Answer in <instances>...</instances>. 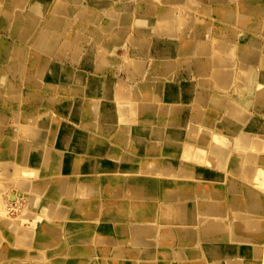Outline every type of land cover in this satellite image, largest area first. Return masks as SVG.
Returning a JSON list of instances; mask_svg holds the SVG:
<instances>
[{"label":"bare ground","instance_id":"bare-ground-1","mask_svg":"<svg viewBox=\"0 0 264 264\" xmlns=\"http://www.w3.org/2000/svg\"><path fill=\"white\" fill-rule=\"evenodd\" d=\"M112 1L114 0H0V32L11 33L33 47L32 51L16 48L6 53H3V49L0 47V60L6 61L7 59L8 63L11 62L10 72L22 79L64 75L65 73L60 68L52 66V62L55 60L60 63L73 62L75 59L82 63L85 61L87 52L83 53L79 43L87 42L93 49L94 58L102 70L110 66L113 67L112 72L114 73L115 67L112 63L116 61L108 59L111 53L107 48L110 46L109 40L114 38L112 29L121 32L124 48L127 43L134 50L140 51L144 48L146 50V48L158 46L160 43L170 46V52L176 51L182 54V56L176 57L179 60L178 63L176 65L170 64V62L166 64L169 61L168 58L164 64L157 62L156 70H163L166 77H169L173 76L175 72L185 69L188 74H194L199 78L197 82L182 85L180 89L173 85H167V90L171 99L180 103L181 107L177 108H181V111L189 109L183 106L185 103L191 104V108L194 105L197 106L195 110L197 117L187 118V126L189 124L199 125L196 118L201 119L200 117H202L199 122L208 125L210 130L206 131L209 132L208 134H213H207L208 137L205 138L204 133L202 138L198 132L186 131L185 139L192 140L190 145L186 144V151L190 156L194 155L196 162L200 161L201 158H204V154L211 150V141L216 135H222L221 137L226 134L230 135L231 153L230 146L228 152L220 146L213 151L222 155L227 154L223 158L224 160L229 153L232 154L238 168L243 166V163L239 161L248 163V170L252 172V174H248L249 184L240 190H236L233 184V186L230 185V196L220 186H215L213 190L209 189V186L196 190L194 185H188L186 190L171 189L167 193H174L165 195L169 202H175L177 207L179 204L184 206V200H186V209L182 210L183 219L193 221V223H188V226L185 224L173 227L170 224L171 219H168L164 211L163 204H160L159 207L151 205L149 208L143 205V201L133 204L135 205L132 208L134 219H140L135 222L142 221L144 225L137 236L145 239V243L142 239H126V236L133 234V229L129 227L117 225L115 230L122 235L120 238L115 233L106 234L103 232L102 227H99L101 223H98L90 241H87L83 233L80 232L81 228H60L59 230L55 228L47 229L48 236H46L49 238L51 235L52 239L58 240L51 244H39L31 239L32 234H20L21 226L27 224L24 219L30 220L33 225L40 222L41 214L31 215L27 210L29 204L32 207L35 205L34 199L24 198L23 200L22 192H10L9 187L0 181V227L4 230L0 237V264H264V221L262 220L264 200L257 195L261 190L254 186V183L264 185V44L261 45V41L251 38L252 36L249 38L242 36L243 39H240L238 29L234 34L223 33V37H219L217 41L216 37L203 34L206 28L196 20L194 12L202 9L203 13H206L212 10L213 4H219L216 8L217 13L223 14L230 25L240 28L241 33L253 31L256 34L264 35V0H182L183 3H179L180 7L169 8H179L174 12L169 9L167 11L164 8L160 9L154 3H164L165 0L143 1L144 7L140 6V11L159 13L169 20L167 24H164L160 18L156 22L153 15H149L150 19L140 17L139 20L137 19L139 33H142L139 27L144 28L142 25L148 26L151 31L154 27L167 29L169 32H166L165 38L167 39L165 41L158 39L150 41V38L148 41L145 36L136 39L135 20L126 15V12L132 13V9L130 10L128 6L126 11H121L123 15L120 14L115 22L110 18L112 12L109 10L112 8L111 11L115 9L117 11L118 6H113L116 3ZM122 2L124 0H120V3ZM94 7L100 8L106 14L104 22L96 20V8ZM180 19H183V23L179 32ZM221 28L225 29V27L219 26V30ZM193 33L195 36L193 39H189ZM199 40L200 42L211 41L214 49L209 46L198 47ZM180 44L182 47L179 48ZM59 46L61 48L56 49ZM71 46L74 47L71 48ZM105 49L107 53L104 52ZM213 51L214 53L211 55ZM207 55V63L210 67H207L206 62L203 64L199 60L200 57ZM255 55H258L257 60L260 62L258 65L251 64ZM189 57H195L198 60L195 62V58ZM246 59L248 61H245ZM195 64L199 66V70ZM2 77L0 74V79ZM4 86L6 89L2 93ZM141 86L143 88V84ZM229 88L232 97L230 94H226L229 92ZM22 96L24 95H21V92L12 83L2 85L0 81V105L6 104L8 101H13V104L22 102L24 100ZM135 96L139 102L145 98L140 94ZM237 98L243 101V104ZM161 104L155 105L156 110L161 108ZM142 107L148 110L151 109V104L146 106L140 103L138 108ZM15 108H17L16 105ZM163 108L171 110L172 103L166 107L163 105L161 109ZM216 112H218L217 120L214 118L216 122L213 126H215L211 127L208 123L216 115ZM2 114L0 112V119ZM171 122L179 123L176 118H173ZM173 138L174 136H172V140ZM197 141L198 143H195ZM236 144L239 146H235ZM171 146L173 148V145ZM172 148L169 150L172 151ZM234 149L237 153L234 152ZM203 161L205 160L203 159ZM171 168L173 169L174 166ZM150 169L156 170L159 167L155 163L151 165ZM187 173H191V171L188 170ZM140 181L141 178L137 177L134 181L123 184L105 177L98 183V186L93 184L92 188L98 201L104 188L108 189L109 195L112 197L111 200L99 201L100 210L98 213V206L96 212L86 210L81 206L83 200L75 199L78 203H75L72 213L89 219H108L120 222L129 212L125 206H121L126 203L128 192L132 190L131 195L136 197L153 196V191L150 188L141 189ZM75 187H81V184L76 182ZM76 196L75 194L72 197ZM113 205L117 206L116 209L112 208ZM18 206L22 208V212L12 218L11 214ZM50 210L62 213L60 209L55 210L46 206L42 208L41 212L50 213ZM228 210L232 223L225 221L228 218L226 216ZM227 228H230V231ZM169 232L177 234L178 239L189 247L196 245L199 251L196 249L188 255L184 253L176 256L169 254L173 257V261L176 258L175 262L168 261V259L148 262L142 259L143 255L145 257L146 254L152 252L154 247L151 243L154 236L159 240V245L153 256L157 258L169 256L164 250V247L169 244ZM224 235L230 236V240L236 243L232 248L211 240ZM6 237L14 242L13 245L8 243ZM208 240L211 243H208ZM63 243L70 248L72 253L83 252L86 249L93 250L95 259L80 260L65 255L43 256L42 253L35 254L28 249L31 245H39L43 250L62 253V248L58 245H63ZM20 246L23 247V256L19 252ZM4 255L7 261L3 260ZM22 257L27 259H19Z\"/></svg>","mask_w":264,"mask_h":264},{"label":"crops","instance_id":"crops-1","mask_svg":"<svg viewBox=\"0 0 264 264\" xmlns=\"http://www.w3.org/2000/svg\"><path fill=\"white\" fill-rule=\"evenodd\" d=\"M143 1L153 0H124L122 3L120 0L112 1L116 3L113 6L118 7L117 11L114 10L116 12L111 11L112 8H110L109 11L112 12L110 18L117 22L120 14L123 15L121 11H126L129 6L132 13L126 12V15L135 20L136 39L145 36L148 41L149 38L150 41L153 39L165 41L167 39L165 38L166 32H169L167 29L154 27L151 31L148 26L142 25L144 28L139 27L142 32L139 33L137 19L139 20L140 17L150 19L149 15H153L156 22L160 18L164 24H167L169 20L159 13L140 11V6L144 7ZM154 3L158 8H164L167 11L171 7H180L179 3H183V1L165 0L164 3ZM218 5L213 4L212 10L206 13H203L202 9L194 11L196 20L200 22L202 27L206 28L203 34L216 37L218 41V38L223 37L225 32L234 34L238 29V32L241 33L240 28L230 25L223 14L217 13ZM181 8L184 9L185 7ZM178 9L169 10L174 12ZM95 11L96 20L104 22L106 14L100 8H96ZM108 20L109 18L106 24ZM182 20L180 19L179 32L182 27ZM219 26L225 27V29L219 30ZM112 31H114V38L109 40L110 46L107 48L111 53L108 59L116 61L112 63L115 67L114 73L112 72L113 67L110 66L102 70L94 58L93 49L87 42L79 43L83 53L87 52L85 61L82 63L75 59L73 62L60 63L56 60L52 62V66L60 68L65 73L64 75L22 79L10 72L11 62L8 63L7 59L6 61L0 60V74L3 76L0 79L2 85L12 83L21 92V95H24L22 102L14 103L17 108H15L13 101L0 105V112L3 113L0 119V181L6 185L9 181H16L15 186L9 188L10 192H22L24 194L23 200L24 198L34 199L35 205L32 207L29 204V209L27 207L26 209L31 215L41 214L42 216H39L40 222L33 225L30 220L24 219L27 224L21 226L20 234H32L31 239L39 244L56 242L58 239H52L51 235L47 238V229L55 228L57 230L60 228H81L80 232L83 233L87 241H90L98 223H101L99 227H102L103 232L106 234L115 233L120 238L122 235L115 230L117 225L129 227L133 229V234L125 238L142 239L145 243V239L137 236L144 225L142 221L135 222V220L140 219H134L132 208L135 205L133 204L143 201L146 208L151 205L159 207L160 204H163L165 206L164 211L168 219H171L170 224L173 227H180L185 224L188 226L187 224L193 223V221L183 219L182 210L186 209V200H184V206L179 204L177 207L175 202H169L165 195L174 193H167L171 189L186 190L188 185H194L196 190L206 186L213 190L215 186H220L230 196V185L233 184L236 190H240L249 184L247 181L248 174H252V172L248 170V163L242 160L239 162L243 163V166L236 167L235 158L230 154L232 152L230 135L226 134L224 137L216 135L211 141V150L207 151L200 161L196 162L194 155L190 156L186 151V144L190 145L192 141L185 139L186 131L198 132L202 138L204 133L205 138L213 134H208L209 132L206 131L210 130L208 125L199 122L202 117H200L201 119L196 118L199 125L189 124L187 126V118L197 117L195 114L197 106L194 105L191 108V104L185 103L183 106L189 109L181 111V108H177L181 107L180 103L172 100L167 90V85H173L180 89L182 85L195 83L199 78L194 74H188L185 69L175 72L173 76L169 77H166L167 75L163 70H156L157 62L164 64L169 58L166 64L170 62V64L176 65L179 61L176 57L182 56V54L176 51L170 52L171 47L162 45V43L146 48V50L144 48L142 51L134 50L128 43L124 48L121 32L117 29H112ZM245 32L239 33L240 39H243L242 36L245 38L252 36L251 38L259 39L261 45L264 44L263 34L259 35L253 31ZM0 33V47L3 49V53L16 48L33 50L32 46L19 40V37L5 31ZM130 35L133 36V34ZM193 36L195 33L189 39H193ZM119 43L121 45H118ZM197 46H209L214 49L211 41L200 42L199 40ZM73 47L71 46V48ZM178 47H182V44ZM60 48L59 46L56 49ZM104 52L107 53V50L105 49ZM213 53L214 51L211 55ZM253 57L254 60L251 61L249 58V61L253 65H258L260 63L257 60L258 55ZM189 58L194 59L195 57ZM197 60L195 58V62ZM199 60L203 64L204 62L207 63L208 55L200 57ZM198 67L196 66V68ZM207 67L210 65L208 64ZM5 89L4 86L2 93ZM135 93L145 97L142 102H139ZM167 93L168 97L166 96ZM226 94H230L232 97L230 88ZM238 101L243 104L240 99ZM140 103L146 106L151 104V109L138 108ZM159 103H162L161 108L163 105L166 107L172 103V109L160 108L156 110L155 105L158 106ZM199 114L201 115V113ZM217 115L218 112L208 123L211 127L215 126H213L216 122L214 118ZM173 118H176L179 123H172ZM172 136H174L173 140ZM205 142L207 143V139ZM218 146L225 148L227 152L230 146V153L225 160L223 158L227 154L214 153L213 150ZM235 146L239 145L236 144ZM170 148L172 151L169 150ZM234 152L237 153L235 149ZM155 163L159 169L151 170V165ZM172 166H174L173 169ZM188 170L191 173H187ZM229 174H232L236 179L224 182ZM105 177L123 184L140 177L141 189L150 188L153 191V196L136 197L131 195L132 190L128 192L129 196L126 198V203L121 204V206H125L129 212L120 222L108 219H89L74 215L72 209L75 203H78L75 199H82L81 206L86 210L96 212L98 206V213L100 210L99 201L111 200L112 197L109 195L108 189L104 188L98 201V197L95 196V191L92 188L93 184L98 186V183ZM76 182H79L81 187H75ZM75 194L77 196L73 198L72 196ZM257 195L264 200L261 191ZM151 200L153 202H150ZM45 206L55 210L60 209L62 213L52 210L50 213H43L41 210ZM116 207L113 205L112 208L116 209ZM229 210L226 215L228 218L225 221L232 223ZM262 220L264 221V217ZM227 229L230 231V228ZM3 231V228L0 227V237H2ZM169 233V244L164 247L168 255L174 254L176 256L183 253L188 255L196 249L199 251L196 245L189 247L178 239L177 234ZM6 240L10 245H13L14 242L11 239L6 237ZM211 240L218 241L229 248L236 244L227 235ZM208 243L211 241L208 240ZM151 245L154 247L152 252L145 253L146 255L145 257L143 255L142 259L148 262H155L160 259L175 262L176 258L173 261L171 255L159 256V258L153 256L159 245L156 236L152 237ZM58 246L62 248V253L43 250L39 245H31L28 249L35 254L42 253L43 256L65 255L80 260L95 259L93 250L86 249L83 252L72 253L66 244L63 243V245ZM22 249L23 247L20 246L19 252L23 256ZM3 260L7 261L5 255Z\"/></svg>","mask_w":264,"mask_h":264},{"label":"rangeland","instance_id":"rangeland-1","mask_svg":"<svg viewBox=\"0 0 264 264\" xmlns=\"http://www.w3.org/2000/svg\"><path fill=\"white\" fill-rule=\"evenodd\" d=\"M170 156H172V155H170ZM169 157V156H168ZM230 172H232L231 170H230ZM234 179H236V177H234V176H232V174H229L228 175V178H227V180L226 181H224V182H230V181H233ZM16 182V181H15ZM15 182H11V181H9V182H7V185L9 186V188H12V187H14L15 186ZM243 183V182H242ZM254 186L257 188V189H259V190H261V192H262V194H263V196H264V185H260L259 183H254ZM19 209V210H18ZM17 210V211H16ZM16 210L11 214L12 216V218H15V217H17L18 216V214H21V212H22V208L20 207V206H18L17 208H16ZM15 212H17V213H15Z\"/></svg>","mask_w":264,"mask_h":264}]
</instances>
